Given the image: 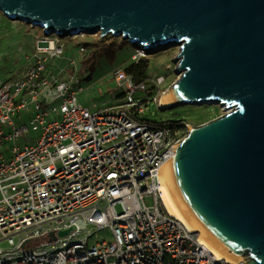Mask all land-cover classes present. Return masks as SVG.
<instances>
[{"label":"built area","instance_id":"obj_1","mask_svg":"<svg viewBox=\"0 0 264 264\" xmlns=\"http://www.w3.org/2000/svg\"><path fill=\"white\" fill-rule=\"evenodd\" d=\"M49 35H37L20 79L0 77V242L10 245L0 264H244L218 258L164 206L160 165L177 133L139 115L150 95L159 104L165 78L148 87L116 71L125 101L91 111L77 99L74 60L65 79L48 68L64 52ZM105 228L111 241H90Z\"/></svg>","mask_w":264,"mask_h":264},{"label":"water","instance_id":"obj_2","mask_svg":"<svg viewBox=\"0 0 264 264\" xmlns=\"http://www.w3.org/2000/svg\"><path fill=\"white\" fill-rule=\"evenodd\" d=\"M0 12L46 35L177 46L159 107L225 111L188 126L160 166L195 232L231 259L264 264V0H0Z\"/></svg>","mask_w":264,"mask_h":264},{"label":"rangeland","instance_id":"obj_3","mask_svg":"<svg viewBox=\"0 0 264 264\" xmlns=\"http://www.w3.org/2000/svg\"><path fill=\"white\" fill-rule=\"evenodd\" d=\"M5 18L7 22L0 18V77L8 81H17L33 63L36 37L44 34V31L38 26L33 27L19 20ZM80 34L64 37L48 34L49 37L60 39L64 46V52L60 57H54L47 61L49 69L57 68L58 71L60 68H66L69 65V60L73 59L76 69L74 78L77 80V86L79 85L81 88L77 95L79 103L91 111L119 105L125 99L122 88L117 86L114 80L115 73L132 63V55L137 57L135 50H138L139 47L131 44L128 40L112 35L100 37L99 33ZM80 46L85 47V52H80ZM178 50L175 45H166L144 53L148 63L147 78L145 79L148 87L152 84V79L158 75L165 78L162 85L164 91L177 79L173 69L176 66L174 59ZM144 56L142 55V57ZM134 61L137 62L138 59ZM135 97L137 101L143 100L141 92H137ZM142 108L143 112H140L139 118L152 124L185 119L182 121L186 128L183 133L188 129V126L209 120L211 116H214L212 119L218 117L225 111L222 106H217V104H184L161 109L157 102L151 98V95L147 101L142 103ZM28 118L29 116L25 120ZM175 133L177 136H175L174 144L184 135H180V132L177 131ZM31 134L35 135L32 131ZM18 142L22 141L18 140ZM4 155L7 157L8 152H4ZM144 200L149 206L153 204L151 196H146ZM115 208L120 210L119 205H116ZM102 239L112 240L109 228L100 230L90 241ZM14 240L17 241V237ZM0 247L5 249L10 248V245L6 241H1Z\"/></svg>","mask_w":264,"mask_h":264},{"label":"bare ground","instance_id":"obj_4","mask_svg":"<svg viewBox=\"0 0 264 264\" xmlns=\"http://www.w3.org/2000/svg\"><path fill=\"white\" fill-rule=\"evenodd\" d=\"M166 93V92H165ZM159 106H166L167 103L163 97V95L159 98ZM159 178H160V190L162 194V200L164 203V206L168 210V212L175 217H177L179 220H181L191 231L197 230L193 222L188 218V216L185 214L183 208L178 203L171 187L168 182V179L166 177L165 171L163 167L160 168L159 171ZM199 230V229H198ZM199 242L203 245H205L208 250L213 252L218 258H225L230 259L227 255H225L223 252H221L217 247H215L199 230Z\"/></svg>","mask_w":264,"mask_h":264},{"label":"trees","instance_id":"obj_5","mask_svg":"<svg viewBox=\"0 0 264 264\" xmlns=\"http://www.w3.org/2000/svg\"><path fill=\"white\" fill-rule=\"evenodd\" d=\"M0 18H2L4 21H6L5 16L1 12H0ZM147 67H148V63L146 61V57L144 56V57H140L137 62H135L133 60L132 63L128 64L123 69V71L126 72L127 74H129L130 76H132L135 81L140 82V81H145V79L147 78L146 77L147 72H148ZM212 117H214V116H211L209 118V120L212 119ZM184 120L185 119H179V120H176V121H161L160 123H157V124H162V125H165V126H169L172 129V131L175 130L178 133L180 132V135H183V134L186 133V131L183 133V131L186 129V128H184V124L182 122ZM206 121H208V120L200 121V122L196 123L195 125L202 124V123H204Z\"/></svg>","mask_w":264,"mask_h":264},{"label":"crops","instance_id":"obj_6","mask_svg":"<svg viewBox=\"0 0 264 264\" xmlns=\"http://www.w3.org/2000/svg\"><path fill=\"white\" fill-rule=\"evenodd\" d=\"M52 71L55 72V73H58V76H59L60 79L65 78L66 74L69 72L68 66H66V68H60V70H58V71H57V68L56 69L53 68ZM113 107H116V106H113ZM21 116L24 118V116L22 114H21Z\"/></svg>","mask_w":264,"mask_h":264}]
</instances>
